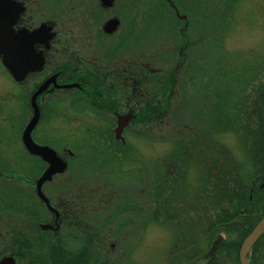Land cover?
Masks as SVG:
<instances>
[{
	"label": "rangeland",
	"instance_id": "obj_1",
	"mask_svg": "<svg viewBox=\"0 0 264 264\" xmlns=\"http://www.w3.org/2000/svg\"><path fill=\"white\" fill-rule=\"evenodd\" d=\"M52 1L55 5L59 0H46L49 5ZM120 3L126 6L122 13L125 27L112 39H95L96 51L113 56L108 55L113 66L127 62V57L131 63L132 57L142 55L144 77L139 79L136 97L137 89L129 88V106L118 107L99 93L95 105L103 113L134 110L127 146L112 151L111 143L102 136L105 127L100 121L68 120L63 107L60 119L42 124L43 137L59 134L60 150L67 147L65 155L70 156L68 150L75 155L67 172L60 174V194L70 202L63 215L66 231L60 241L49 239L46 260L55 262L65 256L70 264H169L174 257L173 264H239L236 246L231 255L219 246L242 244L264 215L263 207L258 210L264 204V177L258 183L254 179L264 174V162L253 160L252 146L258 134L264 138V128L255 122V115L264 118V0ZM96 4V0H64L67 16H60L64 27L72 22L75 30L91 29L84 22L88 21L85 14L97 15L95 11L101 7ZM79 12H83L81 17ZM99 16L111 17L105 11ZM10 86L1 67L0 96L8 98ZM249 116L252 118L246 121ZM226 148L235 160V177L229 178L233 198L229 200L240 214L230 221L220 220L225 214L217 215L219 206L208 203L209 199L201 203L204 209L198 205L213 182L208 160ZM20 157L24 161L17 154V160ZM22 168L7 175L18 178L24 174ZM239 178L245 189L235 186ZM252 184L258 192L253 198L246 190ZM21 186L15 191L22 194L23 202L17 209L12 211L9 200L2 204L10 205L8 213L16 212L18 217L23 213L18 209L29 202ZM84 216L106 241L88 244L85 239L80 244L73 230ZM242 221L249 228L241 227ZM113 241L118 244H110ZM176 244H186L182 261L170 254ZM258 244L264 245V237ZM194 253L200 255L190 261Z\"/></svg>",
	"mask_w": 264,
	"mask_h": 264
},
{
	"label": "flooded vegetation",
	"instance_id": "obj_2",
	"mask_svg": "<svg viewBox=\"0 0 264 264\" xmlns=\"http://www.w3.org/2000/svg\"><path fill=\"white\" fill-rule=\"evenodd\" d=\"M15 1L24 6L13 26L15 32L23 29L33 32L43 28L44 33L42 32V36L34 43V51L43 57L44 64L40 70L29 72L21 81L15 80L3 68L11 82L9 87L11 93L8 98L0 96V153H3L1 155L3 158L0 157V191H2L0 200L2 196L4 197L0 202V264H70L65 256H62V259L57 258L55 262L53 260L47 262L46 244L49 239L60 241L61 233L66 231L63 215L65 207H69L70 202L65 200L64 194H60L62 185L60 179L70 168L75 155L72 150H68L70 156L65 155L67 147L60 150L59 134L54 137L56 139L48 138V136L47 139L40 134V127L48 120L60 119V110L63 107L65 108L63 115L68 120L100 121L105 127V133L102 136L111 143L110 149L114 152L123 150L127 146L128 126L118 134V117L129 112L134 114V110L131 108L130 111L123 112L121 109H114L110 110L111 113H103V110L95 105L97 103L95 97L99 93L100 96L106 95L108 99L114 100V103L109 102L117 104L118 107H120L118 104L129 106V88H139V79L144 77L146 65L142 55H138L132 57L131 63H128L127 57V62L124 61L120 66H113L109 62L110 54L107 51L100 53L96 51L95 39H112L125 27V17L122 13L126 6L121 4L120 0H96V5L101 8L95 11L97 15L85 14L88 21L84 22L87 27H91L85 31L81 30L84 27L75 30L71 26L72 22H68L70 27H64L60 19V16H67V10L65 12L63 10L64 0H59L55 5L53 1L51 2L53 5L47 4L46 0ZM102 11L110 12L111 17L107 20H105L106 17L100 19L99 15ZM81 15L83 12L78 13V16L81 17ZM111 18L114 19L109 20ZM94 27L97 28L94 29ZM125 47L127 48V44ZM134 55L135 53L132 54ZM1 67L3 66L0 61V72ZM40 87L41 93L34 97ZM138 94L137 89L134 97ZM106 101L108 102L107 99ZM34 103L39 110V121L32 131L33 140L37 144L54 149L57 156L66 163L64 173H54L50 179L40 185L38 182L49 165L38 155L30 153L23 141L24 129L36 107ZM91 127L88 126V129ZM42 131H45L44 125ZM17 154L23 155L24 161H22L23 157H20L21 161L17 160ZM21 162L23 164H20ZM262 166L264 168V163ZM17 167H23L24 174L20 173L18 178L7 175ZM263 177L264 174H259V177L254 179L258 183ZM20 184H22L21 189L24 195L29 197V202L24 208L18 209V212L24 213L18 217L16 212L15 214L11 212L14 208L17 209V205L23 203L22 194L15 193V191L18 192ZM261 185L263 188L264 182ZM254 187L255 185L252 184L246 189L252 192L250 195L252 198L253 195L258 196ZM7 200L13 206L10 213L8 211L12 207L2 205L4 202L6 204ZM87 203L84 207L88 206ZM262 207L264 208V204L261 202L258 207L259 212L263 210ZM245 222L242 221L241 227L249 228L243 225ZM73 232V236L81 240L80 244H84L85 239L88 244H96V241L102 244L107 240L104 234H98V228L87 216L77 220ZM116 240H120V237L116 236ZM258 243L259 241L254 244L250 252V264H264V245ZM110 244H118V242L113 241ZM235 246L238 248L236 251L238 262L242 264L240 244H220V250L231 255L230 251L233 252ZM20 254L21 262L18 261ZM191 257L190 261L195 258ZM173 259H170L171 264ZM182 259L181 257L180 260Z\"/></svg>",
	"mask_w": 264,
	"mask_h": 264
},
{
	"label": "water",
	"instance_id": "obj_3",
	"mask_svg": "<svg viewBox=\"0 0 264 264\" xmlns=\"http://www.w3.org/2000/svg\"><path fill=\"white\" fill-rule=\"evenodd\" d=\"M21 6V5H20ZM14 0H0V57L4 66L15 76L21 79L27 72L41 68L43 59L35 53L34 43L42 36L43 28L36 29L33 32L23 29L15 32L13 26L17 20V14L22 7ZM45 31V30H44ZM43 32V33H42ZM41 91V90H40ZM37 115L28 124L24 133V142L29 151L40 155L50 165L39 180V185L50 179L52 174L62 172L66 164L57 157L51 149L39 146L34 143L31 137V131L37 121ZM128 116H121L120 129L128 123ZM264 233V217L258 222L252 232L244 239L241 250L240 260L242 264H250L247 254L257 239Z\"/></svg>",
	"mask_w": 264,
	"mask_h": 264
},
{
	"label": "trees",
	"instance_id": "obj_4",
	"mask_svg": "<svg viewBox=\"0 0 264 264\" xmlns=\"http://www.w3.org/2000/svg\"><path fill=\"white\" fill-rule=\"evenodd\" d=\"M252 117H247L245 118L246 121H248L249 119H251ZM257 120H255L256 124L258 122V126H260L259 128H264V118L261 116V114H258V116L255 117ZM259 136L254 137V142L252 144V146L255 147V156H254V161L257 162L258 164H261L262 162H264V138H262V134H258ZM260 137V138H259ZM263 140V141H262ZM226 152H221L220 155H218L217 158H212L210 160H208V164L211 168V181H213L210 184V189L204 194L202 195L201 199L198 202V205L204 209V206L201 204L204 202V200H210V202L208 203H214L216 206H219V208L217 209V215H219V212L223 213L224 217H222L220 220H225V221H230L231 218L233 219L237 214H239V212L234 211L232 206L234 205V203L232 202V200H229L230 197H232V192L234 191V187H233V183L232 181L229 179L230 177H235V175H233V171L235 168V160L231 155V152L228 148L224 149ZM222 157V159H221ZM254 168H256V166H253ZM220 168V169H219ZM218 173H222V174H218ZM237 184L235 185L237 188H242L240 184H242V179L239 178L238 181L236 182ZM246 184V183H245ZM244 184V185H245ZM232 185V187H231ZM243 185V184H242ZM236 191V188H235ZM246 197V196H245ZM204 198V199H202ZM224 201H226L228 204L226 207L225 204H222ZM223 207V208H222ZM230 208V209H228ZM240 215V214H239ZM219 216H222L221 214ZM248 221V219H247ZM250 221V220H249ZM249 223V222H247ZM246 229V228H245ZM260 241V240H259ZM186 244H176L173 248L172 251L176 254H186L184 251V249H186L184 246ZM189 245V244H188ZM181 256L176 257V259H180ZM178 264V263H176Z\"/></svg>",
	"mask_w": 264,
	"mask_h": 264
}]
</instances>
